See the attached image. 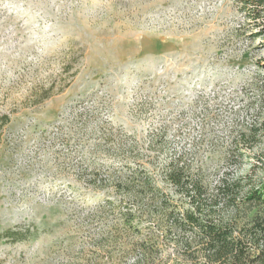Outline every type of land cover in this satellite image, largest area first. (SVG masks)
Masks as SVG:
<instances>
[{
	"label": "rangeland",
	"instance_id": "374dc122",
	"mask_svg": "<svg viewBox=\"0 0 264 264\" xmlns=\"http://www.w3.org/2000/svg\"><path fill=\"white\" fill-rule=\"evenodd\" d=\"M239 6L0 0V233L24 235L0 239V264H134L140 250L127 249L157 237L149 223L137 234L117 213L92 214L102 193L89 174L119 164L106 137L145 147L162 134L164 151L196 153L208 172L264 176V147L236 166L225 158L264 74V39ZM174 252L162 247L157 264Z\"/></svg>",
	"mask_w": 264,
	"mask_h": 264
},
{
	"label": "trees",
	"instance_id": "16d2710c",
	"mask_svg": "<svg viewBox=\"0 0 264 264\" xmlns=\"http://www.w3.org/2000/svg\"><path fill=\"white\" fill-rule=\"evenodd\" d=\"M238 2L248 30L264 39V0ZM254 90L256 116L237 131L225 154L233 166L247 149L264 147V74ZM8 120L0 116V127ZM103 143L110 144L107 152L119 164L110 161L105 171L89 174L92 187L102 193L92 214L117 213L128 231L138 234L149 223L158 233L127 249V254L140 250L134 264H157L167 246L175 251L168 264H264V176L252 180L251 174L208 172L196 153L189 160L184 152L164 151L162 134L150 137L145 147L126 136H109ZM160 151L164 156L158 162ZM3 237L17 241L24 235L8 230L0 233Z\"/></svg>",
	"mask_w": 264,
	"mask_h": 264
}]
</instances>
